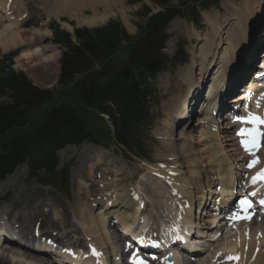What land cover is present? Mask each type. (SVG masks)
Segmentation results:
<instances>
[{"label":"bare ground","instance_id":"1","mask_svg":"<svg viewBox=\"0 0 264 264\" xmlns=\"http://www.w3.org/2000/svg\"><path fill=\"white\" fill-rule=\"evenodd\" d=\"M46 4L47 7H50L53 10H63V9H74L77 10L80 8L81 10V5L84 3L83 0H43ZM120 1V0H90V4L92 7V12L88 16H81L78 18V23H82L85 26H92V25H97L103 23L107 18L110 16L114 15L113 11H111V8L115 5V2ZM253 1L251 0V5L248 7L249 10L248 14L250 16V19L245 20L242 18L240 19V24L236 26L231 25V28H229L226 32L221 29V25L224 24L225 22H229V19H225L227 21H220V25L216 22L213 23V29H212V34L209 38H205L203 36H200V34L197 35L195 31H192V33L197 37V39L200 38V40H204V48L199 52V56H196V60H194L193 57V64L191 66H187L186 68V73L181 79L174 78L172 80V83L170 85V91L173 94V97L170 99V102L167 106V109H169V115L166 117V123L168 125H172L171 118H174L178 115H180L181 109H184V114L185 113H192L194 106L191 105V102L186 106L185 103H182L183 97H186L187 95H191V99L193 101L195 99H198V101L201 99L200 94H201V89L203 88V85H205V81L209 76H213L211 80V88L208 93V99L210 98L211 101L204 100L203 102H207L208 104L215 103L216 101L221 100V96L223 95L222 92L227 93L229 92L230 88H234L236 84L239 83L240 78H249L250 76L254 75L253 71L254 68H257L254 65L253 59L254 57V50L253 48L248 46V43L251 39L252 36L256 34H262L264 35V32H260L259 30L256 29L255 26H252V22L255 21L256 17L260 14V12L263 9V6L258 5L257 7L254 5ZM79 5V6H78ZM102 7V12L99 13L97 10L98 8ZM0 11H2L4 14H0V50L4 51L7 50L8 48L16 47L23 45L25 42L26 43H32L34 41L40 42L43 40L45 37H47L50 34V31L47 28H31L28 30H25V32H28L29 34L27 35L28 38L24 39L22 32L24 30H21L18 28L20 24H25L26 20H22V18H17L15 17L14 14L18 12V8H15L13 6H8L6 7V1L5 0H0ZM6 12L8 13L6 16ZM59 13V12H57ZM115 13V12H114ZM116 13L121 15L123 19H125L124 15L125 13L121 10H117ZM5 15V16H3ZM13 15V16H11ZM236 16V15H235ZM264 16V15H263ZM4 18L3 21H7V23L1 22V19ZM77 18V17H76ZM233 22V20H231ZM212 23V22H209ZM218 25V26H217ZM225 25V24H224ZM63 28H68L69 26L66 24H61ZM66 26V27H65ZM226 33V37L223 38V34ZM24 41V42H23ZM50 49L49 46L46 47H41L37 48L35 50H28L25 49L23 52H21V55L18 56L17 60L20 58H31L32 55H38L40 54V51L44 49ZM235 50V51H234ZM238 54V57L236 53ZM42 55V54H41ZM57 55V54H53ZM52 55V56H53ZM264 54L260 55L263 56ZM32 57H38V56H32ZM54 58V57H53ZM207 58L208 61L207 63H204V59ZM212 58V59H211ZM43 59V58H42ZM44 59L50 60V55L47 56ZM217 59H223L222 63L219 62L220 64H216L215 66H211V63L216 62ZM54 60V59H53ZM231 60V61H230ZM255 60V59H254ZM235 64L234 68H230L228 64ZM193 66H198V74L200 77H198V80L193 84V81L188 78V76L193 75ZM214 69L216 70L215 72ZM226 69V70H225ZM223 72L220 73V75H223V78H219V80L223 83L219 84L216 80L215 77L217 72ZM226 71H228L226 73ZM209 75V76H208ZM255 75L256 74L255 72ZM235 77H238V79H235ZM256 78H258L256 76ZM246 83L245 87L246 90L252 91L256 89L259 84L257 81H250ZM209 82V80H207ZM234 86V87H233ZM188 87V90H185V88ZM193 90V92H192ZM220 94V95H219ZM264 95V91H261V93L258 94V96ZM200 98V99H199ZM242 98V97H240ZM187 101V99L185 100ZM192 101V102H193ZM181 104V105H180ZM199 112L206 115L210 121L215 123V118H214V110L211 109H203L199 108ZM202 122H200V125ZM212 123H210L211 126ZM202 128L203 125H201ZM224 132L227 134V131L224 130ZM208 135H210L207 138V141L209 143L208 149H207V158H210L212 162H216V167L225 169L226 164H221L219 160L220 156H224L228 159V161H233L234 159H240L239 157H236L235 151L238 148H230V149H225L226 146L231 147L234 145L233 140L234 138L228 137V141L225 135L219 133V132H214L209 130ZM166 135L168 138L167 141L164 142V147L166 149V152L169 154V157L174 158L173 160L169 161L168 163L171 164V169L175 172H179L182 174V176L178 177L177 173L174 176H177L176 179H174L173 176L170 175L168 177L170 180L172 179L171 183V189H172V195L176 197L177 200L180 201L181 197H184L183 204L186 203V212L184 211H176V208L168 209L167 212H170L169 215L167 216V223L168 226L174 227H180V223L182 222V218L180 214H182L185 218L184 220L190 222L191 217L193 219V210H192V204L194 203V196H190V188L192 185H196L198 187H202L200 175H202V171H194L191 172L190 169L187 168H196L199 167L197 164L200 162H204V158L201 157L200 160L196 158H189L188 162L185 161L186 158L185 155L192 151L191 147H182L179 142L175 143L173 140L174 139H169V137L172 136L171 128L166 127L165 131L163 133ZM180 138L185 139L186 134L180 130L179 132ZM232 143V144H231ZM98 156L100 158H104L103 152L97 148L92 146ZM234 147V146H233ZM232 150L234 156L229 158L227 156V151ZM193 152V151H192ZM199 156V155H198ZM116 161V159H115ZM179 165V166H178ZM82 167V166H81ZM81 167H79L78 172H81ZM150 167V166H149ZM148 167V168H149ZM201 167H203V164H201ZM176 168V169H175ZM107 169H109L107 167ZM121 167H116V170L113 171V173H116V175H121L120 172ZM152 170V169H151ZM232 168H226V173L227 176L224 178L223 185L224 186H229V184H233L234 177H231V171ZM157 171V170H156ZM190 175H187V174ZM239 174V173H235ZM103 179V178H102ZM115 180H112L110 184H114L115 186H118L117 182ZM81 183V182H80ZM82 184V183H81ZM108 184V183H104ZM121 184V183H120ZM100 185V184H99ZM153 190L155 189V186L153 185ZM262 188H264V183L262 185ZM112 192H111V197H106L105 198V205L106 204H111L109 208L111 207H116L120 206L125 209H128V203L131 204L132 207V216L129 219V215L127 217H124L127 213L123 215V213L117 208L115 210L116 218L119 219L120 224L125 223L126 221H130L133 223L135 217L138 215V209L136 208V205L138 203L136 200L132 197L129 196V189H120L121 191L119 192L116 187H112ZM223 191H219L217 195H220ZM182 195V196H181ZM41 196H44V194H37L35 193L34 189H25L24 187H20L18 191L16 192L15 200L14 203L11 206H6L5 208H0V225H1V219L2 215L3 217L9 221L12 217H15L16 213L21 209H29L30 207L34 206L33 203H29L31 201L37 202L41 198ZM46 198H48L46 196ZM133 199V200H132ZM136 202V203H135ZM55 207H59L60 209V214L62 217V210L61 205L59 203H54L52 204ZM78 213H76L77 217L80 219V223L82 225H86V231L88 235H94L96 239L94 238L93 240L96 242V244L100 247L102 244L104 248L110 247V244H108V232L106 230V220L104 217L98 213L95 215L93 213V210H91L90 207L87 205H83V207H77ZM198 208V207H197ZM36 209L31 208L29 211H35ZM67 211V210H66ZM68 212V211H67ZM69 213V212H68ZM75 213V212H74ZM199 214V212H198ZM202 215L205 214V212L200 213ZM85 217V218H84ZM64 224L65 228H68L71 225V218L67 213H63V218L61 221ZM197 225H199L198 221L196 220ZM249 226L251 230L249 231ZM131 228L129 226L126 229ZM233 230L235 231V234H237V238L244 233H250L251 231L252 234L258 233V231L263 233V239H264V228L260 223H257L255 219H252L250 221V224L248 223H243L242 225L236 224L233 227ZM255 232V233H254ZM237 238L235 241H231L232 245L229 250H232V256H238L239 259H236L238 261V264H264V250H259V252L256 254V250L259 249V244L256 243L254 244L253 242L249 243H242V239L240 241H237ZM1 242V238H0ZM264 243V241H262ZM107 245V246H106ZM247 245L246 251L242 246ZM10 261L6 257H0V263L4 264H10V262L13 264L14 257L10 256ZM242 261V262H241ZM20 264V263H18ZM25 263V261L23 262Z\"/></svg>","mask_w":264,"mask_h":264},{"label":"trees","instance_id":"2","mask_svg":"<svg viewBox=\"0 0 264 264\" xmlns=\"http://www.w3.org/2000/svg\"><path fill=\"white\" fill-rule=\"evenodd\" d=\"M157 1L163 4L165 0ZM171 12L168 9L165 14ZM163 18L162 15L149 18L142 37L129 44L125 51H121L124 50L121 45L126 34L115 22H109L101 28L76 29L74 41L68 34L55 31V40L64 47L59 86L71 87L68 95L73 97L76 109L52 108L47 115L42 116L36 131L43 141L72 140L77 137L99 140L101 130L106 131L103 119L98 116L101 112L109 113L115 125L119 126L123 133L118 135L119 141L125 143V140L132 139L131 134L129 137L126 134L129 127L127 123L138 125L142 122L143 113L135 122L132 106L141 100L144 93V89L133 79L141 76L144 83L146 75H151L152 69L157 68L154 53L159 39L158 24ZM77 75L81 77L78 80L75 79ZM1 98L11 101L6 104L0 101V134H3L26 119L24 110L48 100L50 93L34 87L23 74L12 72L0 76ZM107 100L119 105L118 112L120 107L119 125L113 112L103 105ZM84 108L93 111L87 119L79 115ZM13 145L9 144L7 152L13 148L22 149L18 142ZM19 157L20 154H12L9 160L2 159L1 165L10 166Z\"/></svg>","mask_w":264,"mask_h":264},{"label":"rangeland","instance_id":"3","mask_svg":"<svg viewBox=\"0 0 264 264\" xmlns=\"http://www.w3.org/2000/svg\"><path fill=\"white\" fill-rule=\"evenodd\" d=\"M20 1L23 3V5L25 7L22 10L24 11L25 15H27V17L30 18L31 23L34 25H38V26L42 25V27L47 26V22L44 23V20H45L47 14H50L49 20L55 18V19L60 20L61 24H65V25L67 24L69 26H71V24H72V27L89 28V29L95 28V27H103V26H105V23L111 19L120 20L118 18V14H116L117 16L112 15L109 18H107L101 24L92 25V26H85L82 23L79 24L78 23L79 17L88 16L92 12L90 0H83L84 3L81 5V10H80V8L77 10L70 8L69 10L63 9L60 11L53 10L50 7H47L43 0H20ZM120 1L115 2V5L111 8V11H113V14H114V12H116L117 10L122 9L121 11H123L125 13L126 20L129 21V24L128 25L126 23H123V24L121 23V24L124 26V29L129 34L137 33V25L139 24L138 26H140L141 23L144 21L145 17L142 15H138L139 13L144 14V13H146V11H148V12L149 11H156L158 8H161V6H163V5L157 6L151 0H120ZM191 1L192 0H167V5L172 7V8H176L177 11L183 13L182 15L186 18V16H188V15L190 16V14L194 13V7H193V4ZM253 3L256 7L258 5L263 6L262 10H264V0H255V1H253ZM251 4H252L251 0H222L217 8H212V9H209L207 12L206 11L203 12L206 14V15H204V19H205V22L210 27L209 28L210 33L212 34V29H213L212 26H213L214 22H216L220 25V23H219L220 21L223 20V22H224V21H227L225 19H229L230 21L225 22L224 23L225 25L223 24V26L221 28L222 30H224L226 32L229 28H231V25L235 26L234 24H236V26H237L239 24L240 19H238L237 16L239 18H242L245 20L250 19V16H249L247 10H249L248 7ZM15 8H18V7H15ZM115 9H117V10L115 11ZM162 9H163V7H162ZM97 11L99 13H101L103 11L102 7L99 6ZM57 12H59V13H57ZM223 14H226V16H224ZM257 17H258V19H257ZM257 17H256L255 21L252 22V24H253L252 26H255L257 30L262 32V31H264V16H263V14H259ZM204 19H203V17H200V24H202L203 26L201 25L202 28L199 29V34H201V36H203L205 38H209L211 35L206 34L208 32V30L205 29L206 25H204L202 23V22H204ZM201 20H202V22H201ZM231 20H233V22H231ZM209 22H212V23H209ZM42 23H44V24H42ZM255 23L257 25H254ZM169 26H170V30H171L170 35L173 37V40L171 42V46L169 47V52L167 53L169 56L173 55V52L177 48V43H181L183 41H186L187 43L189 42V44L186 46V48L189 51L194 49L196 51L198 50L199 52H201V50L204 48V42L205 41L200 40V38L197 39V37L192 33V31L195 30L194 28L192 30L188 29V26H189L188 21L185 22L183 19L176 18L170 23ZM176 26L180 27L182 29H180V28L176 29ZM184 28L185 29L187 28L186 32L188 35L196 37V40L199 42H194L195 44L190 42V38H187L186 35L183 33ZM40 29H42V28H40ZM22 35L26 36L27 34L25 31H23ZM259 36L264 38V35L256 34V35H254V37L252 36L253 38L251 37L249 42L252 45L253 44L258 45V44L262 43L263 40ZM225 37H226V33L223 34V38H225ZM46 44H48L47 46L50 47L49 51H45V49L40 51L39 57H31L29 59L20 58L19 60H16V61L14 59L13 64H12V68L15 71L23 72L24 75L27 77V79H29L31 84H33L37 88L54 90L57 86L58 64L55 62V60H53L55 57L52 55L54 53H56V51L59 53L60 49L57 48L55 45H52L51 43H46ZM30 47L31 46H28V48H30ZM17 49L21 50L20 48H17ZM12 50H14V49H12ZM198 51L195 54L198 53V55H199ZM1 54L2 53L0 52V56H1ZM49 55H50L49 61H48V59H44ZM172 67H174V66H172ZM167 78L168 77L166 75L161 77L160 83H159L160 88L163 89V85L165 84ZM227 93L229 94V92H227ZM116 148L117 149H114V153L112 154L111 158L114 160V165L119 166L118 165L119 164L118 159H119V154H120L121 149L118 147H116ZM74 150H71L70 148H66L65 153L62 154V156H61V160H63L64 157H67L69 154H71ZM87 150H88V148L84 147L83 149H76V151H75V162L70 167V172H71V186H70V188H72V191H73V187H78V190L81 189L78 186V181L81 180L80 175H79L81 172L80 173L78 172V170H79L78 168L81 167V165H79V162L81 159L84 158L83 155H84V153H86ZM110 150H113V148L111 147ZM120 157L124 161H126V162L128 161L126 158H124L123 155H121ZM115 159H116V161H115ZM88 165L90 166L91 164H88ZM82 167H83V165H82ZM123 167L126 168V170L128 169L127 174L129 175V177H131L133 175L132 173H135L138 171V170L136 171V166H134V165H132V166L123 165ZM84 172H85V170L82 172V175H84ZM19 177H20V173H18L17 178H19ZM103 178H105V176ZM95 179L97 181V180H101L102 178L100 177L99 179H97V178H95ZM114 179H115L114 176H112V177H110V180L109 179L108 180L103 179V182H110L111 180H114ZM116 179L120 180L121 186H124L125 184L129 185V183H130V181L122 182L118 176L116 177ZM28 182L29 181H25V183H28ZM82 182H85V181H82ZM101 184L102 183H100V185ZM9 185H11V184H8L7 187ZM86 185H87V182H85V184H83V187H85ZM8 188L11 190L13 187L9 186ZM152 188H154V187L152 186ZM154 190H156V186H155ZM13 191H15V189ZM82 193H83V191H81L80 194H82ZM171 193H172V191H171ZM169 194H170V191H169ZM80 200L82 202H85L84 199L81 197L79 200H77V196L75 198H73V197L71 198V196H70V198L68 199L70 204H74V201L76 203H79V202H81ZM80 207H83V205H81ZM69 210L71 211L70 208H69ZM32 212H34V211H32ZM40 219H42V217L34 218L35 221L40 220ZM47 222H48V220H47ZM32 223L33 222H29V226H31ZM49 230H51V229H49ZM112 237H113V235H112ZM220 244H221L220 245L221 247H219V248L227 247L229 250L231 245H232V242H227V243L223 242ZM109 249H111V246L109 247ZM0 253L7 254L8 249L2 248V249H0ZM19 255H23L22 258L27 259L26 262L28 264H42L40 262L31 261L30 259H28L27 254H19V253L13 254L15 261L19 259L18 258ZM31 258L34 259L35 257H31Z\"/></svg>","mask_w":264,"mask_h":264},{"label":"snow or ice","instance_id":"4","mask_svg":"<svg viewBox=\"0 0 264 264\" xmlns=\"http://www.w3.org/2000/svg\"><path fill=\"white\" fill-rule=\"evenodd\" d=\"M244 124H251L253 127L251 128H242L239 131V135L242 137L241 143L246 151L249 152L254 158L248 164L249 168H252L257 164V159L255 158L256 152L260 147L261 137H264V132L260 131V127L264 126V117H260L258 115L249 113L247 117L241 120ZM258 180L264 181V165H261L259 171L252 177L251 183L255 184ZM240 208L243 210L244 215H240L239 212L234 214L231 219L234 220H250L251 215L249 214V209H252L253 205L250 200L247 198L242 199L240 202ZM264 203V201H261ZM247 234V233H246ZM217 255H220L219 253ZM227 260H235L239 259L238 256L229 255L226 257ZM133 264H146V262L142 259H137L133 257Z\"/></svg>","mask_w":264,"mask_h":264}]
</instances>
